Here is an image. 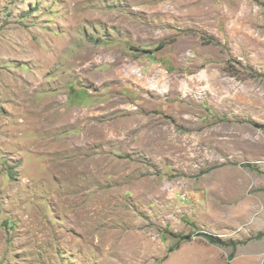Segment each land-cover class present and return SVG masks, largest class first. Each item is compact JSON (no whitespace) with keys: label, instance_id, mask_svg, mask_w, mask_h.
Instances as JSON below:
<instances>
[{"label":"rangeland","instance_id":"obj_1","mask_svg":"<svg viewBox=\"0 0 264 264\" xmlns=\"http://www.w3.org/2000/svg\"><path fill=\"white\" fill-rule=\"evenodd\" d=\"M0 264H264V0H0Z\"/></svg>","mask_w":264,"mask_h":264},{"label":"trees","instance_id":"obj_2","mask_svg":"<svg viewBox=\"0 0 264 264\" xmlns=\"http://www.w3.org/2000/svg\"><path fill=\"white\" fill-rule=\"evenodd\" d=\"M174 237V235H171ZM204 238L207 240V242H209L210 244H214V245H219V246H226V243L223 242L221 239L208 235V234H203Z\"/></svg>","mask_w":264,"mask_h":264}]
</instances>
